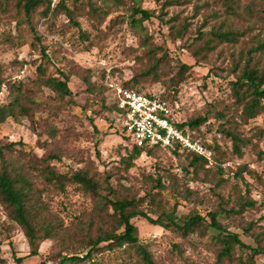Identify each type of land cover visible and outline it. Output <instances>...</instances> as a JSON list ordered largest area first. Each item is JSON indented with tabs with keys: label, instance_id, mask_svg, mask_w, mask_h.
<instances>
[{
	"label": "rangeland",
	"instance_id": "374dc122",
	"mask_svg": "<svg viewBox=\"0 0 264 264\" xmlns=\"http://www.w3.org/2000/svg\"><path fill=\"white\" fill-rule=\"evenodd\" d=\"M58 1L53 0V6ZM72 1L66 0V3L73 9ZM84 1L86 6L82 8L81 4L77 19L82 31L90 35L87 41L82 40L65 12L56 16L51 14L48 18L38 12L33 18V25L40 35L37 40L27 22L19 23L21 16L15 10H0V77L22 83L27 94L43 103L36 112L35 123L23 116L19 120L8 118L0 124V144L19 143L15 155L26 149L37 161L57 155L58 158L50 159L49 163L61 173L86 169L103 185L110 181L114 189L124 190L130 199H137L141 208L154 219L168 209V215L181 223L193 212L206 215L218 208L219 195L230 202L229 207L235 205L236 193L242 192L256 202L255 208L236 217L220 216L219 221L230 232L241 234L246 244L256 247L255 240L243 234L240 225L255 223V232H262L264 239V134L257 132L264 131V112L244 122L241 109L234 100L231 81L235 80L242 50L254 35L264 34V25L258 19L230 20L245 32V36L236 43L215 39L211 48L204 49L207 40L214 37L212 32L224 20L223 16L210 18L204 26L206 13L220 10L218 0ZM166 1L174 2L164 5ZM135 6L152 10L155 16L134 28L130 15ZM199 6H202L200 10ZM187 24L184 35L175 38L174 33ZM146 36L162 48L161 55L166 52L168 69L165 71L169 75L159 83L149 79L138 85L131 84V87L173 101L179 121L207 118L194 135L209 147L211 158H207L206 168L212 171L217 167L224 169L227 181L221 187H215L203 172L200 178L187 174L185 167H189L196 156L186 153L176 155L166 149H156L143 153L133 167H126L132 145L123 138L116 121L118 117L102 109V91L97 88L96 94L91 92L84 77L85 71L90 70L92 81L100 86L101 73L110 70L118 82L130 81L140 68L138 57L144 52L140 44ZM44 50L47 57L43 56ZM181 63L192 67L176 93L175 88H171L172 77L179 71ZM40 65L46 67L48 75L59 76L60 69L78 71L69 83L74 104L55 98L52 91L38 86ZM12 96L10 88L5 86L0 93V104L8 103ZM219 114H225L232 124L237 123L238 130L252 140L243 148V156L233 151L231 139L219 130L224 121ZM225 125L229 127V124ZM216 146H219V152L214 150ZM244 165L254 172L253 175L245 173L244 179L235 177L238 168ZM159 180L164 186L162 189L156 188ZM51 189L54 191L45 198L49 209L66 224H70L76 214L93 208L92 198L75 188H68L66 194L56 191L55 187ZM186 189L193 192L189 199L184 198ZM178 191L182 196L174 206V195ZM133 221L142 242L149 243L155 256L161 257L159 264H215L216 253L210 237L202 239L195 234L189 240L175 239L172 226L155 225L144 217ZM162 221L169 223L167 219ZM173 241L180 243V253L173 252ZM68 245L65 238L53 237L40 242L39 255L29 256L31 247L24 229L8 218L0 206V256L6 260L5 264H16L14 252L18 257H25L21 264H41L42 261L56 264L62 255L69 253L71 246ZM80 255L85 257L86 253ZM123 259L120 249H101L92 259L85 258L73 264H123ZM257 264H264V255L257 257Z\"/></svg>",
	"mask_w": 264,
	"mask_h": 264
},
{
	"label": "trees",
	"instance_id": "16d2710c",
	"mask_svg": "<svg viewBox=\"0 0 264 264\" xmlns=\"http://www.w3.org/2000/svg\"><path fill=\"white\" fill-rule=\"evenodd\" d=\"M173 2L166 1L164 5H170ZM217 2L220 10L206 13L204 26L208 24L210 18L223 16L224 20L221 26L212 32L214 37L207 40L203 46L204 49L211 48L210 44L215 39L220 42L236 43L241 36H245V32H241L235 22H230V20L246 18L252 21L258 19L260 24L264 25V0H218ZM81 4L82 8L86 6L84 0H73L72 5L75 7L72 9L66 0H59L54 6L53 0H0V10L3 12L15 10L21 16L19 23L27 22L37 40H40V35L33 25V18L37 13L40 12L44 18H48L51 14L56 16L65 12L70 22L79 30L82 40L87 41L90 40V35L82 31L81 24L77 19ZM91 4L89 1L90 6ZM39 8L40 11H38ZM201 8L202 6L198 7L199 10ZM154 16L155 13L152 10L135 6L131 10V24L134 28L141 27L146 20H150ZM187 28L188 24L184 25L174 33V37L181 38ZM202 35L203 33L200 31V37ZM253 38L242 50L235 72V80L231 81L234 100L238 108L241 109V118L244 122L257 118L264 112V34L258 33ZM140 47L144 50L143 54L138 57L137 63L140 68L130 81L121 83L125 87H131V84L138 85L142 80L149 79H152L154 83H159L169 75L165 71L168 69L165 61L166 52L161 55V47L155 45L148 36L141 41ZM43 54L47 57L45 50ZM191 67L181 63L179 71L172 77L171 88L172 90L175 88L176 93ZM38 72L40 88H47L56 95L55 98L61 101L68 100L69 103L74 104V93L69 83L72 75L78 74V71L60 69L59 76L48 75L46 67L40 65ZM85 72L87 75L84 78L88 89L95 94L97 88L102 91V101L100 102L102 109L111 115L118 116L119 111L112 100V94L105 85L108 72L110 74L112 72L109 70L101 73L100 86L92 81L93 74L90 70ZM5 86L10 88V94L13 96L8 103L0 104V124L8 118L19 120L23 116L35 123L36 112L43 106V103L30 96L31 94H27L22 83L8 81L0 77V93ZM169 102L174 106L173 101L169 100ZM219 117L224 120L221 122L219 130L231 139L233 151L239 156H243V148L252 140L238 130L237 123L232 124L230 120H227L225 114H219ZM114 122L115 120L112 119L111 124L114 125ZM206 122V117H200L188 122L180 121L179 126L195 134L198 127ZM225 124H229V127H226ZM257 132L264 134L263 130ZM122 135L125 140L130 142V138L124 132ZM201 142L207 149L209 148L204 141L201 140ZM18 144L16 142L0 144V206L4 208L8 218L24 229L31 247L29 256L40 254L41 241L58 237L65 238L69 243L68 246L71 247L69 253L62 255L56 264H73L85 258L92 259L93 255L101 249L110 251L120 249L124 254L123 264H159L162 262L161 257H156L151 245L142 242L140 238L139 229L133 221L137 217H144L151 223L166 228L172 226L175 231V239L189 240L190 236L195 234L202 239L210 237L216 253L215 264H257V257L264 255L263 234L255 232V223H243L240 228L243 230V234L255 240L256 247L246 244L241 234L230 232L219 221L220 216L236 217L249 208H255L256 202L242 192L236 193L237 203L235 205L229 207L230 202L219 195L218 208L206 215L197 211L193 212L182 219L181 223H177L168 215V209H164L154 219L147 210L141 208L137 199H130L124 190L114 189L110 181H106L103 185L86 169L61 173L49 163L50 159H57V155H49L40 161L30 157V151L26 149L20 151V155H15L17 151L15 148ZM131 145L128 162H126L128 169L135 165L136 159L140 158L143 153L163 149ZM214 150L219 152V146H216ZM169 151L176 155L184 154L178 151ZM207 164L206 157H195L189 167H185L186 173L200 178L203 172L204 177L210 178V182L215 187H221L227 181L224 177V169L217 167L216 171H212L206 168ZM245 173L253 175L254 172L246 165L240 166L235 177L244 179ZM56 182L58 183L55 184ZM51 187H55L56 191L65 194L68 192V188H75L92 198L93 208L91 211L83 210L82 213L76 214L74 220L72 219L70 224H66L59 215L49 209L45 198L47 194L54 191ZM156 188H164L160 180ZM192 193L191 189H186L184 198L189 199ZM152 194L151 192L150 195ZM181 196L179 191L174 195L176 200L174 206L178 204V199ZM152 201H154L153 198ZM163 219H167L169 223H164ZM172 247L173 252H181L180 243L173 241ZM82 253H86V256L81 257ZM13 257L16 264H21L25 258L18 257L15 252ZM5 262L6 260L0 256V264H5ZM41 264L48 263L42 261Z\"/></svg>",
	"mask_w": 264,
	"mask_h": 264
},
{
	"label": "built area",
	"instance_id": "2783aa9c",
	"mask_svg": "<svg viewBox=\"0 0 264 264\" xmlns=\"http://www.w3.org/2000/svg\"><path fill=\"white\" fill-rule=\"evenodd\" d=\"M105 85L119 111L116 121L131 144L211 158L201 140L179 126L174 106L167 97L125 87L110 72Z\"/></svg>",
	"mask_w": 264,
	"mask_h": 264
}]
</instances>
